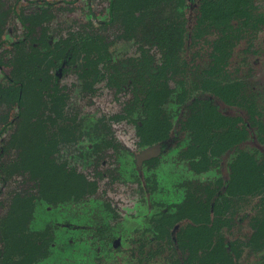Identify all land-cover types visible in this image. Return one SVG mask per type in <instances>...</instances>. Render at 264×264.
Masks as SVG:
<instances>
[{"label": "trees", "instance_id": "obj_1", "mask_svg": "<svg viewBox=\"0 0 264 264\" xmlns=\"http://www.w3.org/2000/svg\"><path fill=\"white\" fill-rule=\"evenodd\" d=\"M109 1L108 20L98 22L93 15L78 34L72 32L74 37L70 43L62 40L63 46L60 42L50 45L48 40L43 46H37L38 40L33 37L30 44L32 68H28L31 72L15 80L17 84L9 89L8 92L16 97L10 100L11 106L3 103L5 90L0 87V198L7 194L6 204L0 199V212L5 209L0 213V264H35L45 259L52 238L47 230L30 228L38 203L58 205L87 199L97 193L95 179L103 178L107 153L101 156L97 151L88 152V161L92 158L94 161L89 170L95 173L93 176L86 173L87 167L76 161L75 154L58 149V145L67 142L71 135L64 99L58 95L59 75L56 72L62 65L75 62L83 78L91 75L95 81H106L108 88L123 95L122 113L109 121L130 120L143 140L142 147L163 144L168 137L161 131L167 111L161 84L167 80L168 73L176 69L170 61L173 55L177 57V52H173L175 37L183 43L189 38L195 42L214 28V0H203L202 15H197L196 28L191 33L186 30L187 18L184 19L185 10L190 8L188 0ZM54 5L43 1V5L36 7L41 12L35 10L29 15H19L27 37L38 29L42 33L49 31L46 24L51 21L52 14H48V10ZM222 6L226 11H235L237 2L222 0ZM3 17L0 13V27H6ZM114 25L122 26L127 35L137 33L141 42L140 53L119 64L112 60L111 47L115 39L100 35ZM2 35L3 32L0 33V47ZM114 37L121 38V35L118 33ZM144 41L150 46L142 45ZM155 48H159V53L156 54ZM37 53L43 55L39 62L47 61L46 68L36 69L39 65L35 62ZM101 64L104 74L98 71ZM132 69L137 76L132 74ZM193 73L191 82H181L183 93L177 96L176 103L182 109L177 111L183 113L182 127L190 130L192 137L187 157L199 171L214 157L234 149L241 136L232 128L230 118L217 115L214 101L204 97L206 92L214 94L217 87L214 52L209 67L199 73L198 68H194ZM198 91L203 95L194 96ZM3 108L7 112L2 114ZM11 111H15L12 117ZM135 113H138L136 117ZM107 129L110 128L107 126ZM155 132L162 135L156 136ZM108 146L113 147L112 142ZM231 166L230 179L214 189V200L210 192H202L209 196L207 200L202 194L198 198L194 194V203H188V208L169 206L171 214L164 213L153 221L154 240L169 243L177 255L175 264H239L250 248L264 247V168H257L253 157L242 153ZM12 184L16 185L13 189ZM208 190L212 192L211 186ZM245 207H250L252 213L250 221L242 222L240 211ZM237 225L243 226V235L227 240L222 229L230 230Z\"/></svg>", "mask_w": 264, "mask_h": 264}, {"label": "rangeland", "instance_id": "obj_2", "mask_svg": "<svg viewBox=\"0 0 264 264\" xmlns=\"http://www.w3.org/2000/svg\"><path fill=\"white\" fill-rule=\"evenodd\" d=\"M0 1L4 3L1 11L7 15L6 24L9 28V32L7 31L5 35L4 42L6 43L0 48V52L13 50L10 65L8 66L7 62L6 65L4 62L0 63V85L3 90L11 89L14 84H17L15 80H21L24 74L27 75L28 72H31L28 71V65L31 62L28 46L19 42L24 36V27L22 22L17 20L15 14L8 15L5 12L9 11V6H14L20 14L23 11L30 12L34 7L36 8V3H43V1L54 3L56 6H54L52 19L49 21L50 23L48 22L49 24H46L54 41H62L64 37H70L72 32L78 34L82 27L92 19V15H95L98 22L108 20L110 15L109 0ZM202 2L203 0L188 1L190 8L188 11L185 10L184 19L187 18L185 24L191 31L196 26L197 15L198 17L202 15L197 12L202 7ZM179 26H181V22ZM119 31L123 32V27L114 25L104 34L116 41L111 48L113 58L115 60L128 59L129 56L138 53L141 42L138 38L137 40L133 38V34H130L128 38L121 36L122 39L114 37L120 33ZM219 36L214 34L213 30L206 31L199 40L200 51L196 52L197 55L193 51L195 47L184 53L185 42H181L178 36L175 37L173 52H177V57L173 55L170 61L174 63L173 66L176 69L169 72L167 80L164 79V83L161 84L163 98L166 102V115L173 118L175 123L177 116L180 115L177 111L182 110L180 104L176 103L177 96L183 93L181 82H191L194 79V68H198L199 73L202 69L209 67L211 54L214 52V41H217ZM13 43L15 46L12 47ZM142 45L150 46V43L144 41ZM245 47V43L235 46L233 58L224 67L226 69L224 79L241 77L251 71L252 75L254 74L251 80L257 81V90H264V52L261 56L262 68H253L252 71L251 68H246V64L242 61V59L251 58L252 54V52L244 53ZM158 49L154 50L156 54L159 53ZM233 59L239 65H244V68H237V64H233ZM186 67L192 69L187 70ZM38 68L37 70H39ZM8 77L11 79L9 80ZM62 85L67 95L64 103L68 109V115L76 114L82 123L81 136L77 139L76 148L78 147L79 153L75 155L76 161L81 162L84 168L87 167L88 144L98 146L104 144L105 139H110L108 135L107 138L104 137V129L100 130V122L106 119L105 123L112 129L111 134L119 137L124 148L118 159L121 167V180L113 184L107 178L98 180L97 193L81 201L72 200L58 205L39 202L34 211L30 228L33 231L41 232L47 230L52 238V245L48 256L35 264H175L177 255L169 243L166 245L165 240H154L153 221L159 219L161 214H169L171 211L168 206L177 205L188 208V203L189 205L194 203V194L198 198V195L210 192L212 196L214 192L208 190L211 183L214 185V189L223 186L224 179L230 177L231 165L236 159L237 152L250 154L257 168H260L264 162L262 159L264 155L261 151V148H264V135L259 132L258 122H261L259 117L255 122L250 121L249 130L246 129L245 136L241 138L240 145L235 149L237 152L232 151L214 157L199 171L194 169L193 163L189 159L185 158V155L187 156L186 147L192 138L190 130H187L186 127H181L184 137L180 145L171 146L161 154L156 166L143 165L138 171L136 157L141 152L137 149V129L130 122L109 121V117L122 110L114 91L106 84L94 83L93 87L84 86L83 81L73 73L62 79ZM135 85L138 86V84ZM206 94L204 97L211 98L213 101L220 98L219 93L206 92ZM198 95L202 96L203 93L201 91L194 93V96ZM2 97L4 103L16 98L8 91L2 93ZM162 126L161 131L165 132L166 121ZM155 135L162 134L155 132ZM109 162L113 164L111 158ZM89 170L86 168V173L93 175ZM140 177H142V182L138 183ZM15 186L12 184L11 188L13 189ZM0 189H2L1 183ZM208 197V195H204L205 200ZM5 200V197L1 199L2 202ZM4 211L5 209L0 213ZM247 211L251 212L250 207L241 209L240 216L243 217ZM242 227L237 225L230 230L224 227L222 231L227 240L232 241L237 235H243ZM244 255L239 264H264V247L259 250L250 248Z\"/></svg>", "mask_w": 264, "mask_h": 264}, {"label": "flooded vegetation", "instance_id": "obj_3", "mask_svg": "<svg viewBox=\"0 0 264 264\" xmlns=\"http://www.w3.org/2000/svg\"><path fill=\"white\" fill-rule=\"evenodd\" d=\"M235 1L237 2V9L235 8V11L229 12V11H226V9L222 6V0H214V28H212L211 30L214 31V34L220 35L219 38H217L218 40L214 41V44H215L214 45V81H215L216 86H217L216 88H214V93L220 94V98L218 97L214 100V107L217 109V113H218L217 115L221 114V115H224V116L230 118V120L233 123L232 128L239 133L241 138H243L245 136L247 130H249V126L251 125L250 121L255 122V120L258 119L259 117L261 119V122H258L259 123L258 124L259 132L264 135V90H261V91L257 90V86H256L257 81L254 80V82H253L251 80V78L254 75V74L252 75L251 71L245 75H242L241 77L237 76L234 79L228 78L227 80H225L224 77H226V76L224 75V73H225L226 69H224V67L229 63V60L231 58H233L232 54H233V51L235 49V46L236 45L239 46V44L241 45V44L245 43L246 47L243 49V52L247 53V54L252 52L251 56L249 55L251 58H249L248 60L242 59V61L246 64V68H251L252 71H253V68H262L261 56H263L262 53L264 52V0H235ZM109 3H110V1H109ZM38 4L43 5V3H41V2L36 3V7L39 6ZM54 6H56V5H54ZM252 6H253V9H252ZM3 7H4V3L1 2L0 3V13H2V14L4 13V11H1V9ZM254 7L257 9L255 10ZM54 8L55 7H52L50 10H48V14H50V13L53 14ZM8 10L9 11H5V12H7L8 15L15 14L17 17V20H19V21H20L19 15H21L22 13H24L25 15H29V14H32L33 12H35V10L41 12V9L39 7L38 8L34 7L30 12L23 11L20 14L18 13L17 10H15L14 6H9ZM197 12H200V9H198ZM6 17H7V15H4V17H3L4 22H6V20H7ZM197 21H198V18H197ZM196 24H197V22H196ZM0 28H1L0 33L3 32V35L1 36L2 40H3L1 43V47H2L3 44L6 43V42H4V40H5V35H6L7 31L9 32V28H8L7 24H6V27H0ZM186 28H187L186 30H188L191 33V30H189L190 28L189 27H186ZM195 28H196V26H195ZM24 31H25L24 36H23L22 40L19 42L24 44L25 46H28V54H30V56L33 54V53H31V45H30L33 37L36 38V40H38L37 46L38 45L43 46L48 40H49L48 43L50 45H56L57 43L60 42L61 46H63V43L61 42V40L54 41L53 37L51 36V34L49 32L42 33L40 31V29H38L37 33H34L33 35L27 37L25 28H24ZM104 32L105 31H103V33H101L100 35L104 36L105 38L109 37V35L106 36L104 34ZM251 34H254V35H251ZM120 35L123 38L124 37L128 38L130 36V35L125 34V32H120ZM73 37H74V35L72 34L70 37H68V38L64 37L63 39L66 42L70 43V42H72ZM133 38H135L136 40L138 38V40H139L137 33L133 34ZM201 38L196 39L195 42L192 41V38H189V40L185 41L184 53H185V51L189 52L190 48L192 50L194 47L195 48L193 49V51L195 54L198 50L200 51V48L198 46L200 44L199 40ZM208 38H209V36H208ZM244 40H246V41H244ZM11 46L12 47L15 46V43L11 44ZM187 48H188V50H186ZM12 51L7 50L4 53L2 52L3 54L0 52V63L4 62L6 65V62H7L8 66H9L11 59H12L11 58L12 57ZM111 53H112V50H111ZM139 53H140V50L138 51L137 54H135L133 56H137ZM185 55L187 56V54H185ZM133 56H129L128 59L132 58ZM40 57L42 59L43 55H39V53H37L36 57H35V62L36 61L38 62L39 65H36L37 66L36 69L38 67H40V68H38L39 70H41V68H46L44 64H47V61H44L43 63H41L42 61L39 62ZM112 57H113V55H112ZM128 59L115 60L113 58L112 60H113V62H116L117 64H119L118 62L123 61V60H128ZM235 63H236V61L233 59V64H235ZM236 64L238 66L237 68H244V65H239L238 62ZM76 65H77V63H75V62L72 64H68V65L67 64L62 65L60 70H58V72H56L59 75V81H58L59 92H58V95L62 96L64 101H65V98H67V95H66L65 89L62 85V79L70 73L76 74L78 76V79L83 81L84 86H87V87H90V85H92V84L94 86V83L95 84L97 83L100 85H102V84L107 85L106 81L99 82V81L93 80V77H91V75H90L91 79L88 76H87V78H83L81 70L76 68L77 67ZM28 67L32 68V66L30 64L28 65ZM101 67L102 68H98V71H99V73L104 74L105 68H103L102 64H101ZM132 74L137 76V72L134 69H132ZM99 75H101V74H99ZM8 78H9V80L11 79L10 77H8ZM0 87H1V85H0ZM5 91H9V90H5ZM112 91H114L115 96L118 98L117 99L118 104L121 106V109H122V102L124 101V98L122 97L123 95H121V94L117 95L116 89H114V88ZM217 91H219V92H217ZM5 104H6V106L7 105L11 106L10 101H8ZM65 106H66V104H65ZM251 106L253 108V111L251 110ZM65 109H66V115H67L66 117H68L69 118L68 120L70 121L69 124H70V129H71V135H70V138L67 142L62 141V143L59 144L60 146L58 145V149L62 148L63 150H65V151L67 150L71 154L76 155V153H79L78 147L76 148V146L78 145L77 139L81 136L82 123H81V120L77 118L76 114L68 115L69 114V113H67L68 109L67 108H65ZM3 110H4V108H3ZM122 111H123V109L121 110L120 113H116V114H121ZM6 112H7V110H4V112H2V114L6 113ZM14 114H15V111L10 112L11 117ZM116 114H114L113 116H115ZM182 114L183 113H181L179 116H177L176 123L173 121V118L171 119L169 117V115L168 116L166 115L167 128L165 129L166 130L165 132H166L168 138L163 142L164 146H163V144H154L151 146L142 147V141L143 140H142L141 136L139 135L138 130H136L137 131L136 137H138L137 149L141 152L139 154V156L136 157V159H137V161H136L137 167L136 168L138 171L141 169V167L143 165H148V167L156 166L158 163V157L161 156V154L165 153L171 146L181 144V141L184 137L183 136L184 133L181 132V127H182L181 116H182ZM113 116H111V117H113ZM134 116L136 117V115H134ZM111 117H109V119ZM105 121H107V120L103 119L100 122L101 123L100 130L104 129V133H105L104 137L107 138V135H108V136H110V139H108V140L105 139L103 141L104 144H100L98 146H94L93 144H88L87 153L91 152V151L95 153V151H97L98 152L97 154H99L101 156H103L104 153L108 154L107 160L103 165L104 168L102 169L103 170V178L102 179H104V178L110 179L111 184H113V183L118 182V180H121V173H120L121 167L119 165L120 163L118 162V159L120 158L119 155L124 148H123L122 143L119 141V137L113 135V133L111 134V132H112L111 126H108L105 123ZM124 121L130 122V120H124ZM124 121H113L112 120L110 122L121 123ZM61 124L62 123H60V125ZM107 126L110 129H107ZM109 142H112L113 147L108 146ZM189 142H190V140H189ZM189 142H188V145L186 147L187 148L185 151L186 154L188 152V149L190 148ZM240 143H241V140L238 141V144L234 147V149H232L226 153L236 151L235 149L238 148ZM154 147H156L158 149V153L155 156H153L152 158L146 159V160L139 161L140 157L142 156V153H144L145 151L152 149ZM261 151L263 152V155H264V148L263 147L261 148ZM110 154H111V156H110ZM238 154H240V153L237 152V155ZM246 155L250 156V154H247V153H246ZM110 158L113 160V164L109 162ZM185 158L189 159V161L192 162L190 157H187L185 155ZM262 159L264 161V156L262 157ZM86 160L87 161L89 160V156L86 158ZM234 162H235V160H234ZM93 163H94V161L92 158L90 160V162L88 161L87 168H89L91 170L92 168H90V166H92ZM260 168H264V162ZM231 171H232V166H231ZM93 174H95V173H93ZM229 179H230V177L225 178L224 181L229 180ZM95 180L98 181L101 179L97 178ZM141 182H142V177L138 178V183H141ZM211 190H212V192H214V185H212V183H211ZM223 190H225V187L222 188V191ZM6 196H7V194L5 195V197ZM212 200H214V194L212 195ZM4 203L6 204V201ZM246 213L248 215H246V216L243 215V217H241V219H240L241 221H250L249 218H250L252 212L247 211ZM177 228H178V226L175 229H177Z\"/></svg>", "mask_w": 264, "mask_h": 264}, {"label": "water", "instance_id": "obj_4", "mask_svg": "<svg viewBox=\"0 0 264 264\" xmlns=\"http://www.w3.org/2000/svg\"><path fill=\"white\" fill-rule=\"evenodd\" d=\"M157 153H158V149L156 147H154L152 149H149V150L145 151L144 153H142V156L140 157V160L139 161L152 158Z\"/></svg>", "mask_w": 264, "mask_h": 264}]
</instances>
